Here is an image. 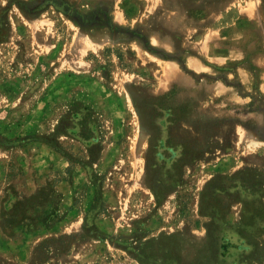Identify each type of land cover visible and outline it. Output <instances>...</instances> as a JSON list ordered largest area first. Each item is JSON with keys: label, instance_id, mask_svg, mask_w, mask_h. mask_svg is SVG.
<instances>
[{"label": "rangeland", "instance_id": "obj_1", "mask_svg": "<svg viewBox=\"0 0 264 264\" xmlns=\"http://www.w3.org/2000/svg\"><path fill=\"white\" fill-rule=\"evenodd\" d=\"M0 264H264V0H0Z\"/></svg>", "mask_w": 264, "mask_h": 264}]
</instances>
